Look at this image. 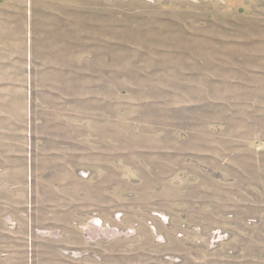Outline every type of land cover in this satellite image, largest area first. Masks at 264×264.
<instances>
[{
	"label": "rangeland",
	"instance_id": "374dc122",
	"mask_svg": "<svg viewBox=\"0 0 264 264\" xmlns=\"http://www.w3.org/2000/svg\"><path fill=\"white\" fill-rule=\"evenodd\" d=\"M0 264H264V0H0Z\"/></svg>",
	"mask_w": 264,
	"mask_h": 264
}]
</instances>
